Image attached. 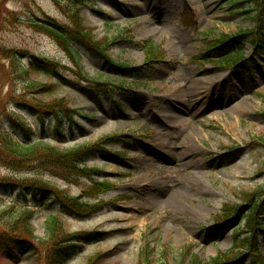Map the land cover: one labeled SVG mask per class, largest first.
I'll list each match as a JSON object with an SVG mask.
<instances>
[{
	"label": "rangeland",
	"instance_id": "rangeland-1",
	"mask_svg": "<svg viewBox=\"0 0 264 264\" xmlns=\"http://www.w3.org/2000/svg\"><path fill=\"white\" fill-rule=\"evenodd\" d=\"M157 1L0 0V131L24 139L15 126L22 118L35 140L61 149L113 135L121 139L78 165L81 173L0 162V244L6 223L26 208L35 212L36 236L30 250L0 245V264H51L55 243L46 223L54 215L63 236L99 235L67 238L81 245L67 264H187L192 254L206 264L230 251L222 264H252L251 251L240 246L246 216L264 197V55L248 62L254 44L247 37L242 45L248 58L231 69L208 60L207 50L219 37L254 29L255 5ZM51 29L64 33L72 47ZM82 33H90L94 44ZM145 41L160 49V62L145 64L147 49L138 45ZM95 45L103 46L104 54ZM36 58L55 63L60 75L33 70ZM87 79L115 83L110 84L115 92L97 95ZM211 84L214 89L208 90ZM59 106L76 112L74 123L64 117L63 141L53 115H45ZM184 154L197 176L190 168L172 167L173 158ZM95 181L110 187L94 188ZM40 185L80 196L83 204L64 208L52 193L43 198ZM239 206L243 211L233 226L217 224L234 218ZM257 235L264 255V235ZM143 251L150 254L147 261Z\"/></svg>",
	"mask_w": 264,
	"mask_h": 264
},
{
	"label": "trees",
	"instance_id": "trees-1",
	"mask_svg": "<svg viewBox=\"0 0 264 264\" xmlns=\"http://www.w3.org/2000/svg\"><path fill=\"white\" fill-rule=\"evenodd\" d=\"M248 2L255 5V11L257 16L256 27L254 29H243L239 34L235 36H222L219 37L215 42L208 44V51L211 53L212 59L217 60L216 63L220 66H226L230 68H236L238 65L246 59L244 55V40L249 37L251 42L254 44L255 53L260 55L264 54V0H248ZM50 30V29H49ZM57 36L62 38L67 46L72 47L70 44V39L64 33H60L55 29H51ZM81 37L84 41L88 42L90 45L94 44L92 36L90 33L81 34ZM92 40V41H91ZM95 51L101 54H104L103 46H94ZM100 49L99 51H97ZM147 61H152L155 58L159 57L160 49L154 45H147ZM94 50V49H93ZM100 54V53H99ZM106 59L109 60L107 55H104ZM114 65L117 64L118 67L126 70L133 69L131 67L125 66L124 63H117L111 61ZM55 63L51 61L42 60L41 58H36L31 63V68L36 72H41L49 76H59L60 73L55 67ZM15 70H18L17 68ZM135 70V69H134ZM23 74L29 75L28 70H23ZM92 84L88 87L91 92L102 95L113 94L115 91L112 89L110 84H115L112 82H101L99 80L87 79ZM119 88L123 89V86L120 85ZM94 94V95H95ZM1 104V102H0ZM1 106V105H0ZM35 111L39 112L36 106L30 104ZM60 109H53L45 115L52 114L55 121V131L58 136V140H66L67 136L64 131L61 129V126L64 123V117H66L70 123H74V109H70L66 106H59ZM40 119L42 123L45 124L46 117L41 116ZM15 126H20L23 131L24 139H20L15 136V134L7 132L5 130L0 131V162L4 165H7L12 168H20L23 165L31 163H41L44 166L54 167V168H64L65 170H70L72 168L77 169L81 173L78 165L84 164L88 158L97 157L100 153L105 152L104 145L117 143L120 138L119 136L113 135L108 136L103 139L101 142L90 145H78L75 147H69L65 149L58 148L51 143H46L43 138L34 139V133L30 129V124H26L25 120L22 118L15 119ZM71 129H73L71 127ZM57 138V136H56ZM84 170V169H82ZM91 170V169H90ZM96 172V170H93ZM99 173V172H98ZM107 182V181H106ZM97 188L103 186L106 189L110 187L108 183H99L95 181ZM37 190L42 191V197L48 198L47 192L54 194V203L59 202L62 207L70 208L69 206H80L81 203L80 196L72 197L64 191H54L51 187L47 185L37 186ZM37 192L35 193V195ZM51 199V198H50ZM243 207L239 206L235 211L234 218H225L224 223L232 225L238 217H240ZM27 215V217H25ZM35 212L33 210H26L22 213H18L16 216L12 217L11 221L6 223L9 229L3 231L4 237L1 239V246L8 247L9 244H14L18 250H30L33 248L35 243V227L32 223ZM264 218V197L258 200L251 212L246 216L245 231L246 235L243 237L240 247L245 248V250L251 251L253 256L252 264L262 263L264 264L263 254L259 251V241H258V231L264 233V223L262 222ZM223 222L218 223L219 225ZM46 228L48 231L49 238L55 243L52 246L54 253L52 254L51 264H67V260L72 256L74 248H81V245H76L74 243H69L67 238H87V239H97L99 235L96 232L86 233L83 235H73L68 234L63 236L59 233L61 228V220L57 215H54L48 219L46 223ZM11 231V232H10ZM9 233V235L7 234ZM238 234V233H237ZM239 247L234 245L233 248ZM148 251H143L142 259H149L150 254ZM228 253V254H227ZM231 253V251H230ZM229 252H222V254L217 255L210 262L206 264H222L225 260H230ZM245 253L237 256L235 259H239ZM166 264V263H161ZM187 264H200L197 256L192 254L191 260ZM203 264V263H202Z\"/></svg>",
	"mask_w": 264,
	"mask_h": 264
},
{
	"label": "bare ground",
	"instance_id": "bare-ground-1",
	"mask_svg": "<svg viewBox=\"0 0 264 264\" xmlns=\"http://www.w3.org/2000/svg\"><path fill=\"white\" fill-rule=\"evenodd\" d=\"M160 2H162V1H160V0H158L157 1V4L158 3H160ZM149 21H151V20H149ZM214 85V84H213ZM213 85L211 84V87H210V89H208V90H211L212 88L214 89V87H213ZM212 89V90H213ZM197 92V95L199 96V97H201V95L200 94H198V91H196ZM190 96H193L194 94H195V92L194 91H191L190 93H188ZM191 97H188V99H190ZM185 157H186V154H184L183 156H181V157H179V158H176V157H174L173 158V160H172V162H171V165H172V167H174V168H177V167H185V169H189L190 170V172H192V174L191 175H194V176H197V173H198V171H192L191 169V167L192 166H194L193 165V162L191 161V160H185ZM153 183V182H152ZM157 184V183H156ZM154 185H155V183H154ZM171 206H173V207H178V205L176 204V202H174V203H172L171 204Z\"/></svg>",
	"mask_w": 264,
	"mask_h": 264
}]
</instances>
